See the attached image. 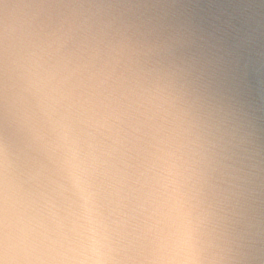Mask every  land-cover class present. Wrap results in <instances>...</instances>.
I'll use <instances>...</instances> for the list:
<instances>
[{
    "label": "clouds",
    "instance_id": "9594fccd",
    "mask_svg": "<svg viewBox=\"0 0 264 264\" xmlns=\"http://www.w3.org/2000/svg\"><path fill=\"white\" fill-rule=\"evenodd\" d=\"M0 264H264V0H0Z\"/></svg>",
    "mask_w": 264,
    "mask_h": 264
}]
</instances>
